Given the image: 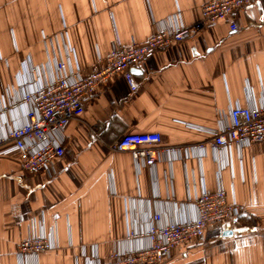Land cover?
<instances>
[{"label": "crops", "instance_id": "1", "mask_svg": "<svg viewBox=\"0 0 264 264\" xmlns=\"http://www.w3.org/2000/svg\"><path fill=\"white\" fill-rule=\"evenodd\" d=\"M207 2L0 0V106L9 107L0 138L25 124L23 94L54 79L56 62L90 77L120 46L143 45L163 27L192 26ZM234 23L236 31L213 24L145 60L135 68V92L122 76L101 86L65 130V155L51 177L24 171L17 152L0 153V264H93L94 252L106 261L114 251L145 248L154 214L163 222L195 219L193 201L220 187L240 217L163 264H264V142L227 154H162L152 168L114 150L123 134L159 133L173 147L207 142L206 131L230 108L264 102V0ZM40 235L58 248L20 259V242Z\"/></svg>", "mask_w": 264, "mask_h": 264}, {"label": "built area", "instance_id": "2", "mask_svg": "<svg viewBox=\"0 0 264 264\" xmlns=\"http://www.w3.org/2000/svg\"><path fill=\"white\" fill-rule=\"evenodd\" d=\"M257 0H209L201 10L200 19L192 26L160 28L145 44L120 46L111 53L106 68L90 77H83L79 67L68 70L65 61L56 62L54 79L41 87L23 94L21 105L27 106L25 124L9 130L0 138V147L11 146L1 154L17 152L24 171L36 175H52L55 164L65 155L64 132L72 121L81 120L87 102L101 86H106L115 76H122L132 91L139 89L132 72L137 66L169 47L182 44L201 34L210 25L228 22L232 31L237 30L235 15ZM9 107L0 106V116ZM214 130H204L210 140L192 146H165L159 133L123 134L117 139L114 150L129 152L139 166L154 167L162 154L188 155L200 150L203 154L211 149L216 154H227L230 149L251 146L264 142V102L248 107L236 105L228 115L222 116ZM194 150V151H193ZM197 217L186 221L163 222V217L154 214L146 236L149 245L145 248L121 252L114 251L106 261L95 254L93 264H163L173 252L184 245L205 237L213 226H220L242 214L236 202H230L225 190L204 191L193 201ZM139 238L138 234H131ZM57 244L51 237L40 235L22 240L19 244L20 259L37 258L40 254L56 250ZM95 249V248H94Z\"/></svg>", "mask_w": 264, "mask_h": 264}, {"label": "water", "instance_id": "3", "mask_svg": "<svg viewBox=\"0 0 264 264\" xmlns=\"http://www.w3.org/2000/svg\"><path fill=\"white\" fill-rule=\"evenodd\" d=\"M132 72L135 74L136 70H135V69H133V70H132Z\"/></svg>", "mask_w": 264, "mask_h": 264}]
</instances>
